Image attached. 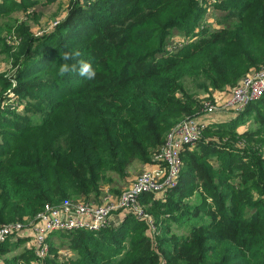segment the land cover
I'll list each match as a JSON object with an SVG mask.
<instances>
[{
  "label": "trees",
  "instance_id": "obj_1",
  "mask_svg": "<svg viewBox=\"0 0 264 264\" xmlns=\"http://www.w3.org/2000/svg\"><path fill=\"white\" fill-rule=\"evenodd\" d=\"M41 1L58 0H0V18ZM209 8L217 29L200 24ZM5 28L19 41L0 38L15 70L0 74V228L31 223L45 205L98 199L113 175L154 164L184 120H199L201 132L180 152L176 184L140 198L146 218L51 233L74 254L65 261L49 237L42 260L34 244L5 257L27 238L9 237L0 264H264V97L222 121H206L215 113L199 97L264 67V0H68L64 21L42 37L25 21ZM72 49L95 79L58 75ZM12 96L20 111L2 106Z\"/></svg>",
  "mask_w": 264,
  "mask_h": 264
},
{
  "label": "built area",
  "instance_id": "obj_2",
  "mask_svg": "<svg viewBox=\"0 0 264 264\" xmlns=\"http://www.w3.org/2000/svg\"><path fill=\"white\" fill-rule=\"evenodd\" d=\"M264 97V69L244 76L230 92L229 105L223 109H232L239 113L249 102ZM14 100V99H13ZM12 98L2 106L14 109ZM217 105L204 104V112L212 114L223 111ZM200 121L188 119L173 127L155 155L154 168L142 172L129 186L118 195L103 194L98 201H64L58 206L45 205L32 224L20 223L3 225L0 228V243L16 235V239L26 235L35 245V256L40 260L49 254L48 236L55 232L85 230L97 232L108 226H117L112 216L130 213L136 218H146L140 198L145 194L160 195L174 186L182 170L181 150L187 144L194 143L200 137ZM121 216V218H122ZM27 226V227H26ZM63 257L71 254L60 252Z\"/></svg>",
  "mask_w": 264,
  "mask_h": 264
},
{
  "label": "rangeland",
  "instance_id": "obj_3",
  "mask_svg": "<svg viewBox=\"0 0 264 264\" xmlns=\"http://www.w3.org/2000/svg\"><path fill=\"white\" fill-rule=\"evenodd\" d=\"M206 2H208V0H206ZM67 4H68V0H58V1H56L54 3H50V4H45L44 1H41L40 4L35 5L32 8H29L27 12H23V11L18 12L17 11L11 15V18H0V26L3 29L1 34H0V38L3 39L4 43L8 47L16 48L14 46H16L18 44L19 39L16 36L15 32L13 31L14 29L11 30L10 32H8L6 28L4 29V25L10 26V25H12V22L14 20L25 21L28 24L30 31L32 32V34H34V36L36 38L42 37L43 35L50 32L58 24H60L61 22L64 21V18L66 16ZM219 16H220V14L217 11H215L213 8H209L207 10V13L205 14V16L201 19L200 24L203 27L207 26L209 29H217L220 26V25H217V23H216ZM172 38H173L172 40L174 41L173 45H176V46H178L179 43L183 40L182 36L179 33L174 35ZM262 69H264V67L263 68H251L242 76V78L244 76L250 74L253 71L257 72L258 70H262ZM14 71L15 70L11 66L10 59L7 57V55L4 53V50L0 46V74L5 73L6 76H11L14 73ZM242 78H240L239 81ZM185 86L188 89L192 90V83L188 79L185 80ZM232 88L233 87H226L221 91H215L213 89H210L208 94H204V93L200 92L199 97L201 99L203 98V100L206 99L207 103L217 105L218 108H222V110H223L226 107V105H229L230 92H231ZM11 98H12V102H14L12 104V106L16 107L15 110L20 111L22 109L21 106L23 105L24 101H20L21 99L19 97H16V96L15 97L12 96ZM3 107L5 108V106H3ZM229 114H230V117L232 115H235L234 112L229 113ZM211 116H212L211 118H214L216 116L217 117L221 116V114L215 113L214 115H211ZM211 118H210V116H208L207 120L206 119L205 120L208 121ZM242 127L243 126H240L239 129H241ZM145 166L146 165H142L139 162H135L130 167L128 175L126 178L120 179L116 175H113L114 183L105 186L106 188L103 190L101 196L103 194H110V193H111L110 195L114 196V195H117L118 193H120L124 188H126L131 183H133L134 180L139 176V174H141L144 171H147ZM99 198L98 199L93 198V199H90V201H93V200L98 201ZM33 222H34V220L30 224H32ZM25 224H23V225H25ZM172 229L174 232L186 233L184 228H177L175 224H172ZM16 237L17 236L14 235L11 238L15 239ZM50 239H51V241H53L54 246H56L58 248L57 256H58L59 260L65 261V260H68L69 258H74V254L66 248L67 246L61 245V242H65L66 240L61 239V237H58V236H54ZM20 241L21 242L19 243V245L16 249H13L12 251H10L9 253H7L4 256L5 257H11L14 255L20 254L26 246L33 244V240L31 237L21 239ZM63 250L67 251L71 255L67 258L63 257L62 254L60 253V252H63ZM37 259H39V258H37Z\"/></svg>",
  "mask_w": 264,
  "mask_h": 264
},
{
  "label": "clouds",
  "instance_id": "obj_4",
  "mask_svg": "<svg viewBox=\"0 0 264 264\" xmlns=\"http://www.w3.org/2000/svg\"><path fill=\"white\" fill-rule=\"evenodd\" d=\"M79 49H72L64 51L60 54V63L58 68V75L64 77L70 73H77L80 77L91 80L95 79L96 71L91 63L81 58Z\"/></svg>",
  "mask_w": 264,
  "mask_h": 264
},
{
  "label": "crops",
  "instance_id": "obj_5",
  "mask_svg": "<svg viewBox=\"0 0 264 264\" xmlns=\"http://www.w3.org/2000/svg\"><path fill=\"white\" fill-rule=\"evenodd\" d=\"M219 113L221 114V116H219V117L216 116L214 118H211L212 117L211 116L210 117L211 118L210 121H222V120L228 119L230 117V114L229 113H232V109H225V110H223V111H221ZM212 115H214V114H212ZM145 167H146L147 170H149V169L154 168V165H146ZM121 216L122 215H119V216L118 215H114L111 218H112L113 222H115V221H119V219H121ZM27 234L28 233L26 232V235H24V236H27Z\"/></svg>",
  "mask_w": 264,
  "mask_h": 264
}]
</instances>
